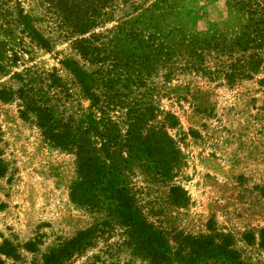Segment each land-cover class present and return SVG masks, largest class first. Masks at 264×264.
Segmentation results:
<instances>
[{"label": "rangeland", "instance_id": "374dc122", "mask_svg": "<svg viewBox=\"0 0 264 264\" xmlns=\"http://www.w3.org/2000/svg\"><path fill=\"white\" fill-rule=\"evenodd\" d=\"M235 1L0 0V264H264V0Z\"/></svg>", "mask_w": 264, "mask_h": 264}, {"label": "trees", "instance_id": "16d2710c", "mask_svg": "<svg viewBox=\"0 0 264 264\" xmlns=\"http://www.w3.org/2000/svg\"><path fill=\"white\" fill-rule=\"evenodd\" d=\"M235 4L238 5V7L247 4L245 0H236ZM41 111V113L38 114L39 118L41 119V124H43V126L45 127V133L53 140H55L58 144L60 145H64L66 147H72L76 150L77 156L79 161H83V164L81 166V170L84 172L85 171V175L84 178L90 179V182H96V180H98L99 178H101V180L99 181V184H102L104 182H106L107 185V180L103 179L101 176V169L97 166V163H93V161H99L100 156L98 155V151L96 149L95 146H93V143L91 141L90 137H82L80 139H77L76 135H74L73 133H71V131L68 132H58L56 131L55 128H51L49 123L46 120V116L50 115V113L43 111L42 109H39ZM166 117H170V114H166ZM143 126L139 127L137 130L136 128H134V130L131 132L137 134V139L142 140L141 144L144 145L146 142V138L143 137L144 135V131L142 130ZM158 136L156 139V141H154L153 143H146V149H141L143 150L145 153H148L149 156H154V158H157L158 161H174L176 159L177 156V151L176 148L173 145V140L170 137L169 133L166 130H162L158 132ZM145 147V145H144ZM105 153H113V151L109 148L108 150H105ZM166 167H169V163L167 162ZM84 183V182H81ZM106 187V186H105ZM106 190H110L108 189V187H106ZM175 191L179 190L177 187H174ZM117 192V191H115ZM73 197L77 200H79L80 198H82L83 196H86V192L84 187L81 186H75L73 188ZM83 194V196H82ZM127 209H132L130 207H126ZM132 211L128 210L127 214H129L131 216V218L129 219L130 224L134 225L135 230H140V229H144V222L143 221H137L135 220V216L133 214ZM187 239L189 240H193V243H197L200 241H197L199 239L196 238H192V237H187ZM142 244V241H141ZM155 243L151 242L148 243L145 248L146 251L151 250V248L153 247ZM69 246V245H67ZM154 254V255H153ZM148 255H150L151 257H155L157 259L160 258H165L166 255H163L162 253H158V252H154L152 251V253H148Z\"/></svg>", "mask_w": 264, "mask_h": 264}]
</instances>
